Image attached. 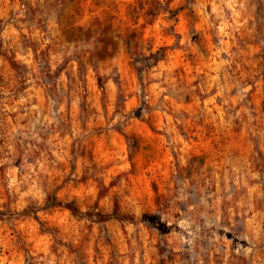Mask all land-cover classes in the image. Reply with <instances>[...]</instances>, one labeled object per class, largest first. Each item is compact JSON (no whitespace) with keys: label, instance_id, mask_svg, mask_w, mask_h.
<instances>
[{"label":"rangeland","instance_id":"1","mask_svg":"<svg viewBox=\"0 0 264 264\" xmlns=\"http://www.w3.org/2000/svg\"><path fill=\"white\" fill-rule=\"evenodd\" d=\"M0 264H264V0H0Z\"/></svg>","mask_w":264,"mask_h":264},{"label":"trees","instance_id":"2","mask_svg":"<svg viewBox=\"0 0 264 264\" xmlns=\"http://www.w3.org/2000/svg\"><path fill=\"white\" fill-rule=\"evenodd\" d=\"M65 207L68 208L70 211H72L73 213H79V214H83L82 212H80L76 206L73 203H66ZM85 214V213H84ZM111 217H118V218H123L125 217L124 215H120L117 208H114L112 213L110 214Z\"/></svg>","mask_w":264,"mask_h":264}]
</instances>
